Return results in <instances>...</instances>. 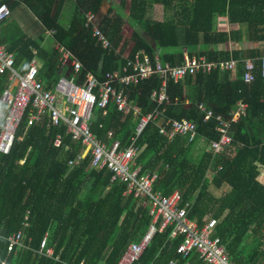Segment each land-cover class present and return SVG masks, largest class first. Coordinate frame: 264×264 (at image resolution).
I'll list each match as a JSON object with an SVG mask.
<instances>
[{
  "label": "trees",
  "instance_id": "obj_1",
  "mask_svg": "<svg viewBox=\"0 0 264 264\" xmlns=\"http://www.w3.org/2000/svg\"><path fill=\"white\" fill-rule=\"evenodd\" d=\"M22 1L31 8L45 4L44 17L54 27L52 38L72 49L83 66L98 77L126 62L122 53L128 41L121 43L125 20L134 29L131 38L135 43L128 56L143 48L151 57L159 51L161 59L171 64L181 62L185 53L204 55L208 60L238 59L233 74L216 67L187 73L176 81L168 78L170 102L166 105L151 97L161 82L153 73L128 87L131 103L141 109L139 114H126L109 102L106 113L104 108H94L90 126L104 140L113 130L125 146L135 135L141 116L159 111L136 141L140 147L137 161L144 170L156 173L154 188L165 195L178 190L182 203L193 201L189 216L199 226L215 218L213 235L220 237L230 260L264 264V183L257 178L259 166L264 165V76L259 61L255 60L254 79H243V60L264 54V46L257 45L264 43V0H131L129 14L120 10L102 21V29L112 42L108 49L97 44L85 16L86 11L95 13L102 0H75V20L67 26L58 12L48 17L53 0H35L37 4ZM16 3L13 0L8 6ZM125 3L121 0V5ZM156 3L163 6L162 20L148 14ZM218 16L237 26L218 29ZM2 27L8 34L0 42L14 51L15 65H26L32 56L29 44L33 43L41 59L39 77L47 83L54 81L59 73L54 43L42 47L37 40L24 38L11 21ZM229 41L254 46L219 47ZM6 81V73H0V92ZM239 101L246 104L245 113L231 124L232 139L227 148L214 154L208 145L220 135L215 116H227ZM200 102L214 113L208 121L198 109ZM4 112L0 102V116ZM26 113L10 152H0V260L5 264H116L127 245L140 241L148 230L153 219L150 207L143 204V198L126 193L125 182L112 181L107 166H89L88 155L68 163L76 157L80 141L65 134L64 126L27 125ZM181 118L197 122V137L189 140L187 135H176L169 140L159 132L170 119ZM58 132L63 137L56 147L53 139ZM211 185L216 189L228 185V190L217 196ZM28 210L27 246L7 251L6 236L24 227ZM171 229L157 230L131 264H201L196 252L185 258L176 252L182 237H169ZM44 234L52 254L38 251Z\"/></svg>",
  "mask_w": 264,
  "mask_h": 264
},
{
  "label": "built area",
  "instance_id": "obj_2",
  "mask_svg": "<svg viewBox=\"0 0 264 264\" xmlns=\"http://www.w3.org/2000/svg\"><path fill=\"white\" fill-rule=\"evenodd\" d=\"M8 15L10 8L5 2L0 3V22ZM85 16L86 23H91V32L97 44L105 49L110 48L112 42L102 29V22L97 21L94 13L87 12ZM222 24L225 27L227 23ZM55 48L58 53L56 67L59 73L54 81L47 83L39 77L41 59L38 58V49L32 47V57L26 65L17 67L14 52L0 42V73L7 75L5 86L0 92V102L5 107V112L0 116V152H10L20 120L27 112V125H46V128L51 125L64 126L65 134L73 140L80 141L81 147L76 157L69 159L68 163H76L80 158L88 155L89 166L94 168L107 166L112 172V181L125 182L126 193L143 198V204L150 207V213L153 215L152 223L140 241L127 245L116 264H131L137 260L156 231H162L166 226H172L169 237H182L176 248V252L181 257L185 258L196 252L201 264H236L229 259L220 237L213 235L217 220L211 218L203 226H199L198 222L189 216L194 202L182 203L178 190L165 195L155 189L153 182L156 173L144 170L142 163L137 161L140 153V147L136 143L137 138L147 122L155 119L159 111L141 116L135 135L125 146L120 139L115 138L113 130H109L108 140H104L92 131L90 125L94 108L105 109L109 102H114L118 109L126 114L131 111L134 115L139 114L141 109L131 103L128 87L153 73L159 75L161 82L158 89H153L151 97L158 104L166 105L170 102L166 93L168 78L176 81L187 73H195L199 70L210 71L216 67L232 72L236 69L238 59L231 57L208 60L204 55L185 53L181 62L171 64L161 59L159 51L151 57L141 48L134 56L126 54V62L120 68L107 70L102 77H98L83 66L72 49L56 39ZM255 60L259 61L258 68L260 74L264 76V54L248 57L243 60V79L246 82L254 79ZM66 67H70L71 75L63 71ZM245 108L246 104L239 101L236 108L227 116L216 114L215 127L220 135L217 139H212L209 144L214 154L224 151L230 144L231 124L237 121L240 115H244ZM198 109L203 113L204 121L210 120L214 114L205 102L198 103ZM104 112L106 113V109ZM197 126V122L193 120L170 119L165 126L159 127V132L169 140L176 135H187L189 140H192L197 137ZM62 137L63 135L58 132L53 139V145L60 146ZM29 214L28 210L24 227L6 236L7 251L27 246L26 227L30 224ZM38 251L52 254V248L46 246V234L40 240ZM0 264H5V261L0 260ZM170 264H173V261H170Z\"/></svg>",
  "mask_w": 264,
  "mask_h": 264
},
{
  "label": "crops",
  "instance_id": "obj_3",
  "mask_svg": "<svg viewBox=\"0 0 264 264\" xmlns=\"http://www.w3.org/2000/svg\"><path fill=\"white\" fill-rule=\"evenodd\" d=\"M11 1L13 0H5L4 2L8 5V3H10ZM14 1H18V3L14 4L12 7L8 6V8H10V15H8V17H6V19H4L2 23H0L1 24L0 25V38H3L5 35L8 34V30L6 29V27H2V26L6 25L8 21H11L17 25V27L19 28V31L23 34L24 38H30L34 41L37 40L38 44H40L42 47H48V45L52 43H54V46H55V39L52 38L54 27L51 26V23H50L51 21L49 19H46L47 17H44L47 11L45 4H41V3L37 4L34 2L35 0H30L31 3L37 4L36 5L37 8H31L28 5V3L25 1H22V0H14ZM159 5L161 4L156 3L153 7H151L148 14L150 15L160 14V17L153 16V18L162 20L163 13L165 14V12L163 10V6L160 7ZM50 7L51 8H49L48 17L53 16L55 15L56 12H58L60 19L66 26L69 25L71 22H74L75 15H76L75 11L77 7V3L75 2V0H53V3L52 5H50ZM130 7H131V0H126V3L124 5H121V0H102L100 6H98L97 11L95 13L91 11H86L85 15L87 12L94 13L97 21H103V19L107 15H109L110 17H115L117 14V11H120V10H123L124 13L129 14ZM166 13H168V10L166 11ZM42 18L46 19V21H44ZM133 30L134 29L130 25V23L127 20H125L124 24L122 25V29H121V32L123 34V39L121 43H123L125 40L128 42L122 53L123 55L129 54L135 43L134 40L131 38L133 34ZM144 35L146 39H149V41H151L149 36H147L145 33L142 36ZM40 37H42V39ZM16 39L19 41V35L16 36ZM1 43L5 44V46L7 47L6 42L2 41ZM249 46H252V45H249ZM32 47L38 49L33 43H30L29 48L31 50H32ZM219 47L226 48V46L222 47V45H220ZM38 58L40 59L39 56ZM69 68L70 67H66L63 71L68 72V75H71L72 71L69 70ZM263 170H264V165H262V171ZM257 178L261 182L264 183V177L262 173L260 172V168H259V174L257 175ZM226 186H227L226 190H228V185Z\"/></svg>",
  "mask_w": 264,
  "mask_h": 264
},
{
  "label": "rangeland",
  "instance_id": "obj_4",
  "mask_svg": "<svg viewBox=\"0 0 264 264\" xmlns=\"http://www.w3.org/2000/svg\"><path fill=\"white\" fill-rule=\"evenodd\" d=\"M159 6L162 7V5H159ZM151 16H152V17H153V16L160 17V14H159V15H158V14H151ZM222 19H223L222 16H218V17H217V20H216V26H217L218 29L224 30L225 28L230 29V28H234V27L237 26V25H228V24H226V26L223 27V26H222L223 24H222V22H221ZM228 29H227V30H228ZM140 33H141V35L144 34V33L142 32V30H140ZM143 37H145V35H144ZM147 40H149V39H147ZM249 45H254V43H247V42H244V43H242V44H238V43H234V42H230V41H229V42L223 44L222 47H225V46H226V48H229V47H231V48H238L239 46H242V47L244 48V47H248ZM258 45H263V46H264V43H258ZM232 74H233V71H232ZM208 148H209V145H208ZM259 168H260V172L262 173V175H263V177H264V173H263L264 170L262 171V165H260ZM210 189L214 192L215 195L219 196V195H221L223 192H225L224 190L227 189V186H226V185H223V186H221V188L216 189L215 186L211 185V186H210Z\"/></svg>",
  "mask_w": 264,
  "mask_h": 264
},
{
  "label": "water",
  "instance_id": "obj_5",
  "mask_svg": "<svg viewBox=\"0 0 264 264\" xmlns=\"http://www.w3.org/2000/svg\"><path fill=\"white\" fill-rule=\"evenodd\" d=\"M221 22L223 23V22H226V18H223L222 20H221Z\"/></svg>",
  "mask_w": 264,
  "mask_h": 264
},
{
  "label": "clouds",
  "instance_id": "obj_6",
  "mask_svg": "<svg viewBox=\"0 0 264 264\" xmlns=\"http://www.w3.org/2000/svg\"><path fill=\"white\" fill-rule=\"evenodd\" d=\"M102 22V21H101Z\"/></svg>",
  "mask_w": 264,
  "mask_h": 264
}]
</instances>
